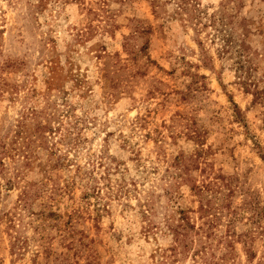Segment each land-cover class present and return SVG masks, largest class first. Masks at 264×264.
Here are the masks:
<instances>
[{
    "label": "rangeland",
    "instance_id": "rangeland-1",
    "mask_svg": "<svg viewBox=\"0 0 264 264\" xmlns=\"http://www.w3.org/2000/svg\"><path fill=\"white\" fill-rule=\"evenodd\" d=\"M208 200L264 264V0H0V264H199Z\"/></svg>",
    "mask_w": 264,
    "mask_h": 264
},
{
    "label": "trees",
    "instance_id": "trees-1",
    "mask_svg": "<svg viewBox=\"0 0 264 264\" xmlns=\"http://www.w3.org/2000/svg\"><path fill=\"white\" fill-rule=\"evenodd\" d=\"M257 96L258 94L256 97ZM43 128L44 126L38 125V130H42ZM18 132L20 133L21 131L19 130ZM190 188L195 192V194L202 195L205 190H210L212 186L211 183H207L205 181L203 184H198L194 181L192 185H190ZM149 209H151L150 206ZM214 209L216 208L211 203V200H208L207 203H203L200 206V210L203 211L200 215V218L206 216L209 217V219H207L202 225H197L196 222L192 221L191 216L188 213H185L184 210H181L182 215L179 216L177 222H175L176 218L173 216H167L165 218L168 228L174 233L175 236V243L170 248L173 254H189L193 244L199 239L201 242L200 247L194 249V252L191 251L194 260L198 262V258H201V262L199 264H223V262H220L214 258L215 253L209 250L208 243H204L202 237H197L201 236L204 232L207 236H210L208 229L214 227L216 223L215 219L218 220L220 217L218 214L210 215ZM229 222H234V218L229 219ZM225 255L228 256L227 254ZM250 257L253 258L255 256L254 254H251ZM165 264H169V262L165 261Z\"/></svg>",
    "mask_w": 264,
    "mask_h": 264
}]
</instances>
